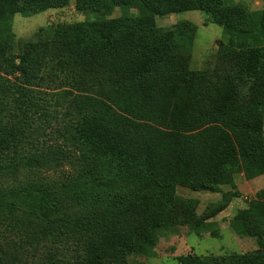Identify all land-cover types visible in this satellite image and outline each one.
Instances as JSON below:
<instances>
[{
  "label": "trees",
  "instance_id": "obj_1",
  "mask_svg": "<svg viewBox=\"0 0 264 264\" xmlns=\"http://www.w3.org/2000/svg\"><path fill=\"white\" fill-rule=\"evenodd\" d=\"M68 1L0 0V264H129L173 222L178 187L264 173V5L77 0L102 18L41 29L14 52L15 14ZM195 10L227 34L214 69L190 70L189 31L155 25ZM247 207L233 222L263 248L264 202ZM181 264H264V250Z\"/></svg>",
  "mask_w": 264,
  "mask_h": 264
},
{
  "label": "rangeland",
  "instance_id": "obj_2",
  "mask_svg": "<svg viewBox=\"0 0 264 264\" xmlns=\"http://www.w3.org/2000/svg\"><path fill=\"white\" fill-rule=\"evenodd\" d=\"M219 1L224 6H237L245 12L262 10L264 5L263 0ZM123 12L127 15L137 13L134 9ZM121 14L122 10L116 8L111 17ZM99 18H102V15L96 12H80L77 9V0H69L62 7L38 14H15L10 24L13 39L18 44L17 47L15 45L14 52L24 40L31 39L41 29ZM155 25L162 30L181 26L189 31L184 32L181 42L189 54L190 70L216 68L217 57L221 51L220 43H227V34L222 26L212 23L205 12H162L155 16ZM8 78L15 82L13 77ZM233 180L235 188L221 186L216 192L178 187L175 191L174 204L177 207L172 212L173 222L171 225L161 226L152 246L143 252L130 255L127 258L128 263L181 264V259L188 256L223 257L228 254L247 255L264 250V247L260 248L256 237L240 231L241 223L235 225L233 222L241 215H247V204L250 201L264 202V173L252 179H245L244 173L240 171L233 174ZM229 191L238 195L230 200L223 198L224 193Z\"/></svg>",
  "mask_w": 264,
  "mask_h": 264
}]
</instances>
